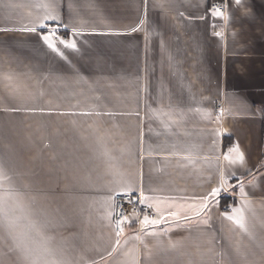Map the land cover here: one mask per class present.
Segmentation results:
<instances>
[{
    "label": "crops",
    "instance_id": "obj_1",
    "mask_svg": "<svg viewBox=\"0 0 264 264\" xmlns=\"http://www.w3.org/2000/svg\"><path fill=\"white\" fill-rule=\"evenodd\" d=\"M210 1L0 0V194H18L0 264H27L8 233L35 247L37 229L41 261L264 264V0ZM116 192L164 220L131 213L117 246Z\"/></svg>",
    "mask_w": 264,
    "mask_h": 264
},
{
    "label": "snow or ice",
    "instance_id": "obj_2",
    "mask_svg": "<svg viewBox=\"0 0 264 264\" xmlns=\"http://www.w3.org/2000/svg\"><path fill=\"white\" fill-rule=\"evenodd\" d=\"M237 3L240 2V0H236ZM9 7H11V5H8ZM37 7H44V8H48V4H39L37 5ZM215 15H223V11L219 8L215 9L214 11ZM57 17L52 16V15H48L45 17V19H56ZM41 23H43V21H41ZM143 23V21H141V24ZM24 31H31V32H35L36 28H26L23 29ZM139 27H134L132 28V31H138ZM217 35H220V33H217ZM41 39L47 43V45L53 49V51H56L58 54L63 55L62 52L59 51V49L57 48V45L55 43L57 37L55 36V30L50 31L48 34L42 35ZM59 41L61 44H63L66 48H70V49H76L77 45L76 42L73 41H66L63 38H59ZM243 154L240 153L238 159L240 161H243ZM233 163L235 161H232ZM9 180V177L5 174L4 169L2 166H0V181H7ZM221 191V189L219 188H213L211 193H209V196H215L217 195L219 192ZM18 194L13 193L11 190H6L4 191L2 194H0V226H4L8 229H11L14 226L15 221L13 220V218L10 216V212H11V208L8 206L7 204V199L8 198H15ZM203 202L202 204L199 206V210L195 211L193 214L199 216L200 212L204 211L207 208V201H208V197H204L202 198ZM146 201H141V203H145ZM181 208H183L184 206H180ZM196 205H188L187 208L189 209H194L196 208ZM159 210V209H158ZM235 213H237L236 215H228L227 218L229 220H232L242 231L247 232V226L246 223L244 221L243 218V214H242V210L241 209H234L233 210ZM227 215V214H226ZM168 216L172 219H176L179 220L181 218L187 220L188 217L184 216L181 217L179 215V211L177 212H168ZM129 217L124 215L121 216L120 219L117 220V227H118V231L116 232V236H117V240L115 242V244L118 246L120 245V237L123 236L124 234V228L122 227V225L125 224V222L129 221ZM164 220L163 216H161L159 219H153L150 218L149 216L145 215L143 217L142 220H140V224H141V230L143 231L144 229L148 228L150 225H158L160 224L162 221ZM207 221H205L206 223ZM37 232V236L40 238L38 241H35V247H30L29 244L26 242L25 237L23 234H18V235H13L11 232L8 233V235L11 237V239L14 241V248L13 249H9V251H13V250H19L24 257L27 256H32L33 258L31 260L27 261V264H65L64 261L62 260H52L51 262L48 261H41L40 257L43 254H50L51 253V249L48 247V242L49 239L47 236H45L43 233H41L39 231V229L36 230ZM148 235H156L155 232H150L147 233ZM171 247H176V245L173 243L170 245ZM118 250L117 247H113L112 252H109L108 255H112L113 252H116ZM93 264H95V262H93Z\"/></svg>",
    "mask_w": 264,
    "mask_h": 264
},
{
    "label": "built area",
    "instance_id": "obj_3",
    "mask_svg": "<svg viewBox=\"0 0 264 264\" xmlns=\"http://www.w3.org/2000/svg\"><path fill=\"white\" fill-rule=\"evenodd\" d=\"M227 1L228 0H211L209 3V10L215 11V9L219 8L225 13L227 9ZM59 38L67 39L66 34H60ZM219 109V108H217ZM115 200V218H114V230L118 231L117 220L121 218V216H129L131 213H136L140 216H149L150 218H155L156 213L152 207L145 206L138 201L134 194L130 192H116L114 194ZM226 210L230 209V206H226ZM125 227V224L122 225Z\"/></svg>",
    "mask_w": 264,
    "mask_h": 264
},
{
    "label": "rangeland",
    "instance_id": "obj_4",
    "mask_svg": "<svg viewBox=\"0 0 264 264\" xmlns=\"http://www.w3.org/2000/svg\"><path fill=\"white\" fill-rule=\"evenodd\" d=\"M11 127H18V126H11ZM72 141H71V148H72V164H77L79 161V157L77 155L79 150V136H78V126H72ZM85 142H83L84 144Z\"/></svg>",
    "mask_w": 264,
    "mask_h": 264
}]
</instances>
